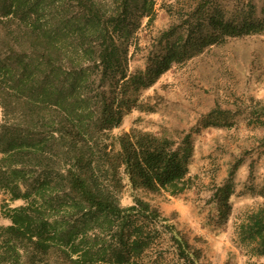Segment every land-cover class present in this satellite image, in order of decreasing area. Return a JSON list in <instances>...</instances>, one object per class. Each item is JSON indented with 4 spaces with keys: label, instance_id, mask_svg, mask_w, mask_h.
<instances>
[{
    "label": "trees",
    "instance_id": "obj_1",
    "mask_svg": "<svg viewBox=\"0 0 264 264\" xmlns=\"http://www.w3.org/2000/svg\"><path fill=\"white\" fill-rule=\"evenodd\" d=\"M222 1L194 0L186 14L178 11L146 68L131 72L132 38L144 18L154 25V0H0V190L23 202L2 209L11 224L0 226V264H162L151 254L164 240L180 264H204L158 208L120 199L127 186L182 193L192 133L112 131L133 111L153 112L141 94L174 64L264 31V6L258 18L253 0L230 14ZM231 119L216 107L204 127ZM231 192L232 179L215 195L223 218ZM239 236L264 256V209L248 216Z\"/></svg>",
    "mask_w": 264,
    "mask_h": 264
},
{
    "label": "rangeland",
    "instance_id": "obj_2",
    "mask_svg": "<svg viewBox=\"0 0 264 264\" xmlns=\"http://www.w3.org/2000/svg\"><path fill=\"white\" fill-rule=\"evenodd\" d=\"M154 1V25L148 26L144 18L132 38L131 72L146 68L157 35L174 23L178 11L184 15L194 3ZM250 1L223 0V11L230 14L236 5L246 6ZM253 3L260 18L264 0ZM170 5L174 6L172 12L167 8ZM141 101L152 106L153 112L133 111L112 131L113 137L133 128L177 137L188 132L193 135L194 154L182 193L153 194L127 186L120 195L122 205H131L135 197L150 202L201 251L204 264H264V256L256 255L239 236V227L248 216L264 209V114L255 113L264 109V31L227 38L199 56L174 64L153 87L142 92ZM216 107L232 112L229 125L204 127ZM231 179L230 211L223 218L215 195ZM22 204L11 202L0 190V226L11 224L3 207ZM170 248L164 240L157 243L151 256L162 257V264H180Z\"/></svg>",
    "mask_w": 264,
    "mask_h": 264
}]
</instances>
